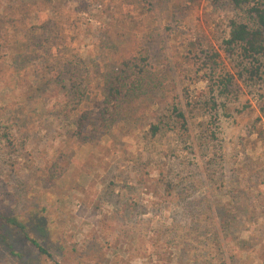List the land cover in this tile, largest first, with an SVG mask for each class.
<instances>
[{
    "label": "rangeland",
    "instance_id": "374dc122",
    "mask_svg": "<svg viewBox=\"0 0 264 264\" xmlns=\"http://www.w3.org/2000/svg\"><path fill=\"white\" fill-rule=\"evenodd\" d=\"M235 16L231 0H0V211L48 250L12 226L0 264H264V73L224 51ZM191 38L219 50L216 70L175 71ZM137 50L138 90L108 104L115 58Z\"/></svg>",
    "mask_w": 264,
    "mask_h": 264
},
{
    "label": "trees",
    "instance_id": "16d2710c",
    "mask_svg": "<svg viewBox=\"0 0 264 264\" xmlns=\"http://www.w3.org/2000/svg\"><path fill=\"white\" fill-rule=\"evenodd\" d=\"M231 4L236 11L237 16L228 20L229 33L223 40L224 51L229 55H233L238 52L240 63L242 65V74H247L250 79L259 78L264 73V63L262 58L264 57V0H231ZM246 15V16H245ZM129 39L121 38L119 42L115 40V44L118 48L116 54L120 51V47H125L130 44ZM189 49L186 55L180 56L176 62H174L175 71L182 74V77L187 75V66H184L181 58H185L190 62L197 65L198 60H201L202 56L205 60L207 68L211 71L216 70L220 66L221 53L216 49H205L200 46L195 38H191L189 41ZM64 50L67 47H63ZM192 48V49H191ZM113 62L111 72L106 78V86H104V94L106 101L119 102L121 104L122 99H125L130 95V92L137 91L138 86H131V77L133 75H144L147 71L148 65L146 64V58L143 56L141 50H137L135 55L132 56H120ZM218 78L220 94H226L229 91V85L232 82L233 76L230 72L222 74ZM72 95L77 98L79 102H82L86 97L88 90L87 86L73 80L71 84ZM109 101V102H108ZM206 105L211 110H218V104L211 96L209 102ZM109 107V106H108ZM172 123L174 124L179 136L186 138L189 135L190 127L185 110L179 106V104L173 102L171 109ZM163 122H158L151 126V132L156 135L163 127ZM264 140V134H259ZM212 136L216 137V132H212ZM27 222H23L19 217L9 215L0 211V240H8V228H19L26 238H28L41 253H48L47 247H45L38 238L32 237L29 232V225ZM31 227H35L44 231V224L42 217H37L32 223ZM90 264V263H88ZM154 264V262H152ZM156 264H163L157 262Z\"/></svg>",
    "mask_w": 264,
    "mask_h": 264
}]
</instances>
